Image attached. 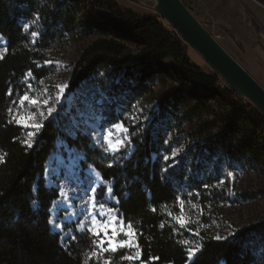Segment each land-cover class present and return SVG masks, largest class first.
Listing matches in <instances>:
<instances>
[{"label": "trees", "instance_id": "16d2710c", "mask_svg": "<svg viewBox=\"0 0 264 264\" xmlns=\"http://www.w3.org/2000/svg\"><path fill=\"white\" fill-rule=\"evenodd\" d=\"M90 2L93 9H105L112 24L82 9L85 0H0V264H264V220L222 240L191 221L181 225L176 220L183 209L191 216L203 212V221L205 212L221 211L229 200L219 186L224 168H264L263 116L213 70L192 62L187 44L161 16L139 15L114 0ZM26 24L37 28L36 39ZM84 39L89 41L73 63L69 89L102 70L110 77L122 72L115 84L121 113L152 94L159 82L163 89L155 96V108H149L143 123L129 122L121 113L107 115V121L115 118L128 129L130 142L117 153L96 147L78 130L68 134L55 120L46 121L33 146L26 147L23 128L12 117L23 80L27 74L45 77L50 51ZM188 83L204 94L195 96ZM215 107L211 118L204 115ZM218 124L221 129L212 136ZM59 139L80 151L84 166L111 184L112 207L132 230L134 248L99 250L88 231L75 232L64 246L51 230L49 210L59 190L45 185L44 165ZM176 148L178 159L171 158ZM105 191L99 187L97 198ZM238 195L248 200L255 193ZM193 243L198 249L189 261Z\"/></svg>", "mask_w": 264, "mask_h": 264}, {"label": "rangeland", "instance_id": "374dc122", "mask_svg": "<svg viewBox=\"0 0 264 264\" xmlns=\"http://www.w3.org/2000/svg\"><path fill=\"white\" fill-rule=\"evenodd\" d=\"M114 1L139 15L156 13L154 0ZM85 2L82 9L93 11L96 21L112 24L105 9H93L90 0ZM182 2L221 46L264 88V5L256 0H182ZM26 25H28L25 27L26 32L36 39L37 28L32 29L33 25ZM88 41L70 40L64 46L50 51L48 59L43 64L48 73L42 79L36 80L32 75H26L12 114L16 124L23 128L26 142L32 141V134H35L36 140L48 120L62 122L68 134H74L75 130L86 134L96 147L106 152H120L130 142L128 129L121 121L115 118L113 121H107L108 114L115 117L122 112L120 91L115 86L119 83L122 72L110 77L102 70L94 75L92 80L83 82L78 88L71 90L68 87L73 63L81 47ZM128 44L134 51V46ZM3 46L4 41L0 38V50ZM187 52L190 60L201 69L206 72L212 71L192 48L188 47ZM163 60L164 63H169L167 58ZM166 75L170 82L176 83L170 73ZM162 89L163 85L156 82L153 85V93L142 97L131 109L121 113L122 116L129 122L143 123L149 118L147 115L149 108H155V96ZM187 89L195 96L204 94V90L197 84L188 83ZM216 108L204 115L211 118ZM35 124L41 125L38 132ZM220 129V125H216L212 136L218 134ZM262 149L264 150V146ZM131 151L130 146L127 148L126 157ZM180 153L181 151L176 148L171 158L178 159ZM83 163V154L62 139L56 142L55 150L45 162V185L59 190L58 198L52 207L56 202L58 205L52 214V207L49 210L50 228L60 235V242L64 246L75 232L88 231L97 238L99 250L119 248V241L128 239L126 233L131 229L123 222L118 210L112 207L116 202L111 196V184L103 182L97 171L91 166H84ZM101 186H105L106 191L104 197L98 199L97 189ZM219 186L223 187L229 196L221 211L205 212L203 218L206 221H203L201 218L203 212L191 216L183 209L176 218L177 222L185 225L191 221L199 228H205L214 237L217 235L228 237L241 227L264 220V168L251 171L237 167L224 168ZM244 191L255 195L252 199H243L238 194ZM193 210L195 211V207ZM113 230L117 235L111 237L113 244L109 245L106 241ZM131 239L133 245L131 248H134L133 235ZM196 244L188 247L189 259L198 249Z\"/></svg>", "mask_w": 264, "mask_h": 264}, {"label": "water", "instance_id": "95a60500", "mask_svg": "<svg viewBox=\"0 0 264 264\" xmlns=\"http://www.w3.org/2000/svg\"><path fill=\"white\" fill-rule=\"evenodd\" d=\"M154 1L156 14L175 29L185 44L199 54L233 92L250 102L264 118V88L221 46L182 0Z\"/></svg>", "mask_w": 264, "mask_h": 264}, {"label": "snow or ice", "instance_id": "6c2138e0", "mask_svg": "<svg viewBox=\"0 0 264 264\" xmlns=\"http://www.w3.org/2000/svg\"><path fill=\"white\" fill-rule=\"evenodd\" d=\"M25 27H28V25H25ZM33 35H36V33H33ZM51 111L52 110H50V114H51ZM21 122H23V121H18V123H21ZM34 127L36 128V130H37V132L39 131V129L41 128V125L40 124H35L34 125ZM34 142H35V134H32V141L31 142H26V147H28V148H31L32 146H33V144H34ZM3 158L2 157H0V160H2ZM165 160H168V157H165L164 158ZM125 195H128L127 193H125ZM106 228H107V226H105ZM117 235V233L113 230L112 232H111V236L107 239V241H106V243H108L109 245H112L113 244V240H112V238L111 237H115ZM126 235L129 237L128 239H122V240H120L119 241V245H118V247L119 248H131L133 245H132V239H131V237H132V232H131V230H129L127 233H126ZM230 236L231 235H234V234H229ZM216 240H222V239H228L229 237H222V236H219V235H217V236H215L214 237ZM107 251V250H106ZM111 251L113 252V253H115L116 251H117V247H112L111 248ZM192 254H194V252L192 253ZM127 259H132V257H127Z\"/></svg>", "mask_w": 264, "mask_h": 264}, {"label": "bare ground", "instance_id": "6f19581e", "mask_svg": "<svg viewBox=\"0 0 264 264\" xmlns=\"http://www.w3.org/2000/svg\"><path fill=\"white\" fill-rule=\"evenodd\" d=\"M58 205V203L56 202L55 203V205L52 207V209H51V214H52V212L54 211V209H55V207Z\"/></svg>", "mask_w": 264, "mask_h": 264}]
</instances>
